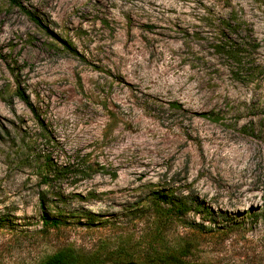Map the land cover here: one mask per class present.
<instances>
[{
	"label": "rangeland",
	"instance_id": "1",
	"mask_svg": "<svg viewBox=\"0 0 264 264\" xmlns=\"http://www.w3.org/2000/svg\"><path fill=\"white\" fill-rule=\"evenodd\" d=\"M68 246L264 264V0H0V264Z\"/></svg>",
	"mask_w": 264,
	"mask_h": 264
},
{
	"label": "trees",
	"instance_id": "2",
	"mask_svg": "<svg viewBox=\"0 0 264 264\" xmlns=\"http://www.w3.org/2000/svg\"><path fill=\"white\" fill-rule=\"evenodd\" d=\"M34 19L38 24H41V22L37 18H34ZM66 48L70 49L71 51H74V49L69 44H66ZM17 92L21 98L26 100V97L24 96L23 92L21 91H17ZM172 104L175 106H179V105H176L175 103H172ZM44 215L45 216H43V220L45 224H49L51 226H57L60 223V220L58 218L48 217L47 214H44ZM169 255H174V253L169 254ZM175 255H174L175 257H173L172 259V264H181L183 262L182 259L185 257L186 253H183V254L176 253ZM95 260L96 259H94L93 264H95ZM92 262L93 260L91 261V263ZM91 263L84 260L80 254H78L72 247L68 246V247H62L61 249H59L52 255L46 257L40 264H91Z\"/></svg>",
	"mask_w": 264,
	"mask_h": 264
}]
</instances>
